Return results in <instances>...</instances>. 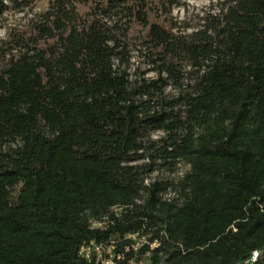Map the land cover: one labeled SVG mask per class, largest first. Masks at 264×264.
<instances>
[{
  "label": "trees",
  "instance_id": "1",
  "mask_svg": "<svg viewBox=\"0 0 264 264\" xmlns=\"http://www.w3.org/2000/svg\"><path fill=\"white\" fill-rule=\"evenodd\" d=\"M181 2L0 0V264H264V0Z\"/></svg>",
  "mask_w": 264,
  "mask_h": 264
},
{
  "label": "rangeland",
  "instance_id": "2",
  "mask_svg": "<svg viewBox=\"0 0 264 264\" xmlns=\"http://www.w3.org/2000/svg\"><path fill=\"white\" fill-rule=\"evenodd\" d=\"M223 0H182V4L180 7L174 8L172 12V17L177 22H187L193 26H197L199 24V20L203 17L204 14L209 12L211 9L215 8L217 3ZM40 7L35 8L34 12H27L24 14L17 13H8L1 21H0V40L5 39L7 34L12 29H17L22 27L26 23V21L31 18L32 14L36 11H39ZM154 74H150L148 77H154ZM162 133H156L154 135L155 139L162 137ZM188 171V167L184 164H180L174 172H169L166 170L157 171L152 174L147 183H151L157 179L161 181H169L173 184H176L180 181L185 173ZM177 197V193L174 190H169L167 194L164 195V199H175ZM147 241L146 238L137 239V246H140L143 242Z\"/></svg>",
  "mask_w": 264,
  "mask_h": 264
},
{
  "label": "built area",
  "instance_id": "3",
  "mask_svg": "<svg viewBox=\"0 0 264 264\" xmlns=\"http://www.w3.org/2000/svg\"><path fill=\"white\" fill-rule=\"evenodd\" d=\"M107 219H104L106 221ZM92 222L93 229H104L105 222ZM129 238L135 239V236H129ZM80 255L88 262L94 264H115L114 262V249L112 247L91 242L84 245L80 250Z\"/></svg>",
  "mask_w": 264,
  "mask_h": 264
}]
</instances>
